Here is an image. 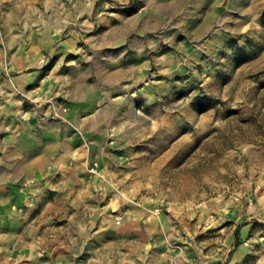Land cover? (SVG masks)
<instances>
[{"label":"rangeland","instance_id":"obj_1","mask_svg":"<svg viewBox=\"0 0 264 264\" xmlns=\"http://www.w3.org/2000/svg\"><path fill=\"white\" fill-rule=\"evenodd\" d=\"M42 27L77 39L66 60L144 67L138 131L89 133V162L33 179L8 169L24 116L0 115V264H264V0H0V81L38 62L24 49Z\"/></svg>","mask_w":264,"mask_h":264},{"label":"crops","instance_id":"obj_2","mask_svg":"<svg viewBox=\"0 0 264 264\" xmlns=\"http://www.w3.org/2000/svg\"><path fill=\"white\" fill-rule=\"evenodd\" d=\"M95 8L96 2L92 10ZM92 14L91 9H88L84 12V18L90 21ZM39 30L42 33L38 34V39L33 38L29 48L24 49L25 63H32L33 60L36 62L39 57L38 62L31 65L32 69L26 74L6 77L0 81V115H12L13 122L16 123L19 117L15 113L21 112L25 120V133L30 140L23 150L24 160H9L8 169L13 164H23L25 175L33 179L40 173L45 175L49 164L55 167L61 165L62 168L64 165L89 162L95 156L92 150L98 142L89 133H97L99 137L97 135L96 138L108 143L109 139H119V136L112 138V133L129 128L138 131L134 120H131L136 113L128 105L134 104L139 96L127 95L130 90H137V86L146 78L144 67L139 68L132 61L121 64V58H117V65L106 68L102 66L96 70L85 67L72 57L66 60L69 54L78 52L77 39L71 35L57 44L51 29L42 27ZM2 55L0 48V68L4 63ZM47 57L52 66L47 73H43L41 63ZM95 74L98 76V83L95 80L91 82ZM17 84L25 90L24 93L30 100H25L16 107L12 97H18ZM34 100L39 103H33ZM26 103L30 104L27 110L24 107ZM60 103L69 106L68 113L64 115L67 123L54 115L57 105H62ZM34 104H40V107ZM153 112V115L159 114V110ZM0 173H5L4 169ZM21 177L16 172L13 179ZM6 179L7 177L3 178L1 182Z\"/></svg>","mask_w":264,"mask_h":264},{"label":"bare ground","instance_id":"obj_3","mask_svg":"<svg viewBox=\"0 0 264 264\" xmlns=\"http://www.w3.org/2000/svg\"><path fill=\"white\" fill-rule=\"evenodd\" d=\"M182 1V0H181ZM167 3V2H166ZM170 4V3H169ZM178 4V3H177ZM150 7V6H149ZM145 11V10H144ZM143 12V11H142ZM151 12V11H150ZM149 15V14H148ZM205 19V18H204ZM157 21V20H156ZM198 27V26H197ZM205 28V27H204ZM207 29V28H206Z\"/></svg>","mask_w":264,"mask_h":264}]
</instances>
